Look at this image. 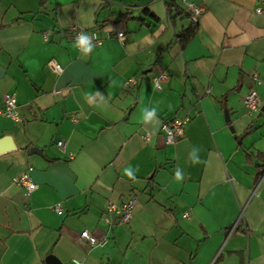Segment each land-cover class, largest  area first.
Listing matches in <instances>:
<instances>
[{"label": "crops", "instance_id": "0c3cea01", "mask_svg": "<svg viewBox=\"0 0 264 264\" xmlns=\"http://www.w3.org/2000/svg\"><path fill=\"white\" fill-rule=\"evenodd\" d=\"M189 1L204 10L182 45V0H0V107L12 93L19 117L0 114L12 143L0 150V264L264 263V110L240 100L255 89L264 104V2ZM72 25L101 37L87 57L65 36ZM96 91L107 107L89 102ZM146 106L161 122L188 117L184 135L165 144L140 122ZM23 172L30 192L13 182ZM130 197L128 223L104 221L107 201ZM83 229L106 243L89 246Z\"/></svg>", "mask_w": 264, "mask_h": 264}, {"label": "built area", "instance_id": "2783aa9c", "mask_svg": "<svg viewBox=\"0 0 264 264\" xmlns=\"http://www.w3.org/2000/svg\"><path fill=\"white\" fill-rule=\"evenodd\" d=\"M260 1L264 2V0ZM182 3L184 5L185 12L188 15L189 21L192 23H197L199 17L201 16L204 10L203 7L189 0H182ZM81 31L86 32L90 35L95 34V39L93 40L94 45H98L101 42V37H99L97 33L90 27L72 25L65 30V36L75 41L77 34ZM117 37L119 39H122L123 32L118 31ZM47 64L56 72L62 71V66L54 59L49 60ZM251 76L254 80H259L258 74L256 72H253ZM166 80H168V75L163 71L156 73L152 78L153 85L156 89H161L162 83ZM135 83L136 79L134 77H129L126 81V84L128 85H134ZM53 92H57V90H54ZM240 100L249 112H255L260 110L262 105V100L260 99L255 89H250L246 93L242 94ZM16 106L17 103L15 96L12 93H6L4 95L3 103L0 107V114L5 115L13 120H18L19 117L16 112ZM187 119L188 117L174 116L164 120L161 123L160 133L163 137L165 144H174L179 138L184 135V128ZM142 136L145 141H148L150 138L148 132H145ZM56 144L60 149H64L63 140H57ZM68 155L69 157H72V153L69 152ZM13 182L20 186H23L27 192L32 191L36 187V184L30 179L27 172H23L19 175L14 176ZM135 203L136 198L134 197H130L119 202L111 200L107 201L103 213L104 221H106L110 226L114 223H128L133 216ZM53 208L57 213H62V209L59 203L54 204ZM79 236L89 246L92 247L103 246L107 241L106 237H98L94 233L90 232L88 229H83L82 231H80Z\"/></svg>", "mask_w": 264, "mask_h": 264}, {"label": "clouds", "instance_id": "9594fccd", "mask_svg": "<svg viewBox=\"0 0 264 264\" xmlns=\"http://www.w3.org/2000/svg\"><path fill=\"white\" fill-rule=\"evenodd\" d=\"M98 2L102 3L103 0H98ZM94 9H89L88 14H92ZM95 39V34H88L86 32L81 31L77 34V37L74 41V47L80 52L83 57H87L92 53L95 45L93 44V40ZM93 97H99V103L103 106L107 107L109 103V98H105L103 94L96 91L95 93L87 94V98L89 102H91ZM140 122L145 126H150L152 131H156L161 126V120L158 116V108L155 106L152 107H143L141 109ZM260 147V145H257ZM201 149L198 147H192L189 152V159L193 164L201 163L200 153ZM139 171V168L133 169L131 166H128L123 169V175L126 176L130 180L136 179V172ZM184 172L182 169L177 168L175 171L174 179L178 182H182L184 180Z\"/></svg>", "mask_w": 264, "mask_h": 264}, {"label": "water", "instance_id": "95a60500", "mask_svg": "<svg viewBox=\"0 0 264 264\" xmlns=\"http://www.w3.org/2000/svg\"><path fill=\"white\" fill-rule=\"evenodd\" d=\"M260 109L264 110V104L261 105ZM11 147H12V143H11L10 138L8 136L1 137V139H0V150L11 148ZM30 151L34 152V153H38V154L41 153L40 149H38L36 147L31 148ZM45 260L48 264H59L58 259L52 254L47 255Z\"/></svg>", "mask_w": 264, "mask_h": 264}, {"label": "trees", "instance_id": "16d2710c", "mask_svg": "<svg viewBox=\"0 0 264 264\" xmlns=\"http://www.w3.org/2000/svg\"><path fill=\"white\" fill-rule=\"evenodd\" d=\"M172 6H173L172 3H168V5H167L168 10ZM196 25H197V23L190 22V25L187 28H185L184 30H182V32L179 35L180 42L182 45H184L192 37V35L195 33ZM256 156H258L261 159H264V153L257 152ZM261 166H262V169H264V164H262Z\"/></svg>", "mask_w": 264, "mask_h": 264}]
</instances>
